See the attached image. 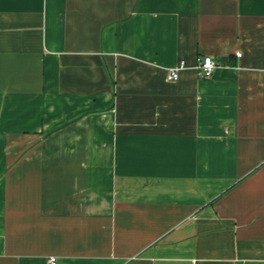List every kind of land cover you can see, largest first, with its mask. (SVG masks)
<instances>
[{"label":"crops","instance_id":"0c3cea01","mask_svg":"<svg viewBox=\"0 0 264 264\" xmlns=\"http://www.w3.org/2000/svg\"><path fill=\"white\" fill-rule=\"evenodd\" d=\"M52 257L264 264V0H0V264Z\"/></svg>","mask_w":264,"mask_h":264},{"label":"built area","instance_id":"2783aa9c","mask_svg":"<svg viewBox=\"0 0 264 264\" xmlns=\"http://www.w3.org/2000/svg\"><path fill=\"white\" fill-rule=\"evenodd\" d=\"M185 65V61H181L177 66L169 68L167 72V79L172 82L177 81L180 77L181 70L185 67ZM217 66L218 64L216 60L211 56H199L197 58V73L199 77L203 79L212 78ZM50 264H57V258L52 257L50 259Z\"/></svg>","mask_w":264,"mask_h":264}]
</instances>
